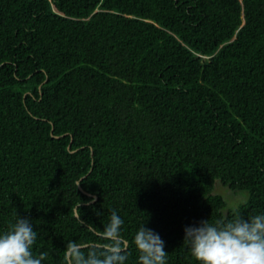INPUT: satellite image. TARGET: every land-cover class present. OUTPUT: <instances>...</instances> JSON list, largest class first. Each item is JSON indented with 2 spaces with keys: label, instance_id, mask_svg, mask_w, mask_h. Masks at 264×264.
<instances>
[{
  "label": "trees",
  "instance_id": "trees-1",
  "mask_svg": "<svg viewBox=\"0 0 264 264\" xmlns=\"http://www.w3.org/2000/svg\"><path fill=\"white\" fill-rule=\"evenodd\" d=\"M113 211L125 264L144 224L199 264L186 227L264 214V0H0V235L62 264Z\"/></svg>",
  "mask_w": 264,
  "mask_h": 264
},
{
  "label": "clouds",
  "instance_id": "clouds-1",
  "mask_svg": "<svg viewBox=\"0 0 264 264\" xmlns=\"http://www.w3.org/2000/svg\"><path fill=\"white\" fill-rule=\"evenodd\" d=\"M79 207L72 210V215L82 224ZM122 225L115 211L102 231L88 224L86 229L102 243L69 241L62 252V264H125L129 244L121 235ZM184 232V245L189 246L199 264H264V214L220 220L215 225L206 220L199 226L186 227ZM36 239L32 222L17 216L11 229L0 235V264H42L46 256L37 258L31 250ZM133 243L140 254L139 264H166L164 241L145 224L136 232Z\"/></svg>",
  "mask_w": 264,
  "mask_h": 264
},
{
  "label": "rangeland",
  "instance_id": "rangeland-1",
  "mask_svg": "<svg viewBox=\"0 0 264 264\" xmlns=\"http://www.w3.org/2000/svg\"><path fill=\"white\" fill-rule=\"evenodd\" d=\"M213 193L223 196L228 208L234 209L248 200V192H233L228 187H224L220 181L214 183Z\"/></svg>",
  "mask_w": 264,
  "mask_h": 264
},
{
  "label": "water",
  "instance_id": "water-1",
  "mask_svg": "<svg viewBox=\"0 0 264 264\" xmlns=\"http://www.w3.org/2000/svg\"><path fill=\"white\" fill-rule=\"evenodd\" d=\"M71 145H72V142L70 143V145H69V148L71 147ZM81 189V188H80ZM86 193V192H85Z\"/></svg>",
  "mask_w": 264,
  "mask_h": 264
}]
</instances>
